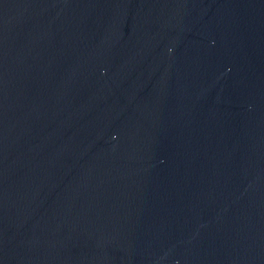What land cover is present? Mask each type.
<instances>
[{
	"label": "water",
	"instance_id": "obj_1",
	"mask_svg": "<svg viewBox=\"0 0 264 264\" xmlns=\"http://www.w3.org/2000/svg\"><path fill=\"white\" fill-rule=\"evenodd\" d=\"M0 264H264V0H0Z\"/></svg>",
	"mask_w": 264,
	"mask_h": 264
}]
</instances>
